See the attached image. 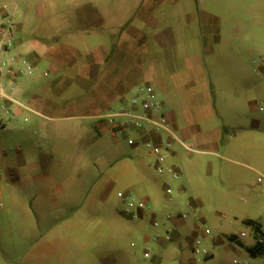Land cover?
Masks as SVG:
<instances>
[{"label":"rangeland","instance_id":"rangeland-1","mask_svg":"<svg viewBox=\"0 0 264 264\" xmlns=\"http://www.w3.org/2000/svg\"><path fill=\"white\" fill-rule=\"evenodd\" d=\"M2 4L10 10L5 0ZM243 11L240 19L222 26L228 32L224 42L240 47L253 111L262 115V127L237 132L223 124L216 109L220 116L205 130L209 135L217 126L219 139L212 146L184 139L190 149L173 142L158 170L142 142L127 143L128 137H139L131 129L115 137L91 131L96 137L80 159L72 158L77 147L71 142H65L63 154L56 140L43 150L33 145L38 139L27 121L9 123L0 130V264H243L244 249L229 241L228 234L252 241L254 231L242 219L264 217V0H245ZM205 76L207 91L219 107V88L214 78ZM178 82L168 78L162 88L168 102L154 91L162 104L170 105L173 122L164 105L162 112L182 139L181 131L188 127ZM248 137L251 156L239 155L235 151ZM46 151L50 161L41 158ZM7 167L16 168L15 181ZM130 198L144 206L136 216L126 211ZM206 229L210 234L203 236ZM167 234L170 240L164 239ZM194 235L208 256L191 252ZM156 237L161 239L154 241ZM254 264H264V258Z\"/></svg>","mask_w":264,"mask_h":264},{"label":"crops","instance_id":"crops-1","mask_svg":"<svg viewBox=\"0 0 264 264\" xmlns=\"http://www.w3.org/2000/svg\"><path fill=\"white\" fill-rule=\"evenodd\" d=\"M5 2L10 7L6 11L15 22V44L3 54L4 64L0 63V130L4 131L11 122L18 125L27 121L37 136L33 143L37 148H46L50 140H56L57 150L63 154L65 142H71L77 147L72 158L81 159L88 142L96 137L91 131L98 135L110 133L104 116L113 106L132 98L140 87L150 85L168 102L162 91L168 78L179 80L181 88L180 108L189 130L183 129L182 139L176 135L179 141L174 142L183 148L189 146L184 139L205 146H212L219 139L217 126L209 135L205 130L208 123L214 125L218 112L223 124L237 132L263 125L262 115L258 117L253 111L240 47L227 46L224 41L228 32L225 35L222 29L228 20L241 18L245 0ZM22 3L26 7L20 10ZM2 6L0 0V10ZM5 67L11 73H6ZM218 67L234 75L221 74ZM205 72L219 88V107L207 91ZM3 105L9 109L8 114L1 110ZM163 105L173 122L170 105ZM89 120L93 123L89 124ZM138 136L141 141H159L147 132ZM251 148L248 137L235 152L247 156ZM23 154L22 151L21 158ZM0 156L1 167L2 153ZM41 158L50 161L52 155L46 151ZM5 170L11 181L17 179L15 167ZM57 188L63 190L64 186L58 184ZM260 217L261 220L242 219L254 231L252 241L244 235L228 234L229 241L244 249L243 264L264 258L246 250L256 243L255 226H264V217ZM205 231L203 236L210 234ZM160 239L156 237L154 241ZM164 239L170 240V236L167 234ZM196 239L199 238L195 235L189 239L191 252L208 256L205 249V254L201 252V241L196 251Z\"/></svg>","mask_w":264,"mask_h":264},{"label":"built area","instance_id":"built-area-1","mask_svg":"<svg viewBox=\"0 0 264 264\" xmlns=\"http://www.w3.org/2000/svg\"><path fill=\"white\" fill-rule=\"evenodd\" d=\"M14 44L15 22L12 15L6 11V6L3 5L0 10L1 64H4L1 61L2 55L11 50ZM27 69L30 70L31 68L27 66ZM5 72L11 73V69L9 67H5ZM8 100L15 103V101L10 97H8ZM162 106L163 104L158 99L153 88L150 85H144L140 87L136 94L126 101L122 106L116 110L109 111L104 116L105 122L107 123L112 136H117V134L124 135L129 129L139 134L147 132L156 136L159 139L157 142L153 141L152 139L141 141V137L139 139L128 137L127 142L130 145H135L138 142H142L149 154L154 156L157 166L156 168H158V170H162L161 164L167 157L172 143L178 140L168 118L162 112ZM1 110L7 114L10 112L5 105L1 107ZM186 148L190 149L188 146H186ZM165 170L171 173L174 178H178V174L173 169L165 168ZM118 195L123 196L121 193H118ZM143 207L144 206L141 202H135L131 198L126 201V211L134 216H136L137 211L142 210ZM132 208H134L135 211H131ZM205 232L208 233V230ZM255 232L257 237L256 241L264 248V226H259ZM199 243L200 240L196 239V251L198 250ZM201 252L205 254L204 249H202ZM145 256L148 257L149 254L145 253Z\"/></svg>","mask_w":264,"mask_h":264},{"label":"trees","instance_id":"trees-1","mask_svg":"<svg viewBox=\"0 0 264 264\" xmlns=\"http://www.w3.org/2000/svg\"><path fill=\"white\" fill-rule=\"evenodd\" d=\"M258 229L257 225L255 226V231ZM246 250L251 254V255H263L264 256V248L260 243L256 241L255 245L252 247H246Z\"/></svg>","mask_w":264,"mask_h":264}]
</instances>
